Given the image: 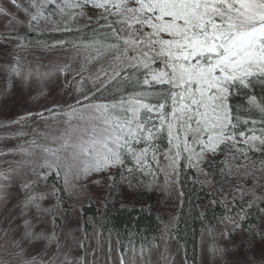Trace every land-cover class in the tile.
<instances>
[{"label": "snow or ice", "instance_id": "6c2138e0", "mask_svg": "<svg viewBox=\"0 0 264 264\" xmlns=\"http://www.w3.org/2000/svg\"><path fill=\"white\" fill-rule=\"evenodd\" d=\"M10 3L14 11L0 5L6 29L0 45L15 53L10 79L27 82L34 75L19 52L30 46L28 32L44 31L42 23L49 31L79 32L78 21L85 20L93 32L85 45L87 63L99 67L81 65L66 82L75 86L74 104L46 109L50 117L64 118L51 145L25 141L45 153L44 162L30 171H0V202L7 209L0 247L10 239L0 264H88L84 256H73L76 237L63 197L74 187L69 175L79 179L93 172H106L110 186L129 190L151 186L163 175L164 188H177L181 197L189 177L201 190L206 183L212 203L224 209L226 242L209 246L213 264H264V257L246 255L257 245L264 248V0ZM70 68L57 71L66 76ZM31 117L0 127L22 128ZM14 151L33 155L23 145ZM62 173L63 187L49 183ZM13 187L17 199L9 207ZM78 246L85 248L82 240ZM144 251L141 246V259Z\"/></svg>", "mask_w": 264, "mask_h": 264}, {"label": "trees", "instance_id": "16d2710c", "mask_svg": "<svg viewBox=\"0 0 264 264\" xmlns=\"http://www.w3.org/2000/svg\"><path fill=\"white\" fill-rule=\"evenodd\" d=\"M88 15L94 16L95 13L89 11ZM78 24L82 29L79 32L75 30L56 32L49 31V25L42 23L41 27L44 31L42 33L28 32L30 46L19 52L20 62L23 63L32 53L43 56L45 59L52 54L59 56L60 58L57 59L61 60L58 64L53 63V65H57L58 68L66 64L71 66L67 73L68 79L66 78L67 75L58 74L60 79L65 80L61 87L63 104L58 105L59 107L63 106V108L60 107L61 109L75 103V86L69 88L66 82L72 80L73 75L80 70L81 65H86L93 71L99 67L95 61L88 64L86 59L89 56V51L85 49V45L91 41L93 32L90 27L85 26V20H79ZM92 27H94V21ZM24 31L27 32V29ZM58 41H67L68 43L60 45L57 43ZM73 43L80 46L79 50L72 46ZM0 53L8 61V64H13L12 60H14L15 53L11 46H2ZM8 69L9 67L5 70L6 72L3 71L1 76L6 93L12 90L10 87H16V85L11 86ZM84 75L88 77L87 72ZM85 88L90 90L91 83L86 81ZM39 118L37 114H33L31 120L24 125L31 124ZM13 120L16 119H2L0 124L10 123ZM18 127L21 126L0 127V134ZM200 180L204 181L206 178L201 176ZM49 183L57 184L59 187L64 186L62 176L57 177L54 174L49 177ZM175 189L178 204L170 219L162 216V201L157 196L159 190L149 193L147 183L129 190L127 187L119 185L110 186L109 181L107 193L104 196L95 195L92 198L85 194L78 195L76 190L70 188L69 192L64 194L63 199L68 214L73 211L77 212L78 226L85 233H87L88 227L93 224L97 227L99 237L108 235L116 239L120 248H123L124 245H134L140 249L141 246L144 249L156 247L162 233L165 235L166 245L174 244L181 250L185 264H197L202 234L213 231L221 223L220 217L224 209L212 203L208 196L211 189L206 183L204 189L201 190L199 184L193 183L189 177L184 181L183 197L179 196L178 189ZM251 219L256 221L258 217L254 213Z\"/></svg>", "mask_w": 264, "mask_h": 264}, {"label": "rangeland", "instance_id": "374dc122", "mask_svg": "<svg viewBox=\"0 0 264 264\" xmlns=\"http://www.w3.org/2000/svg\"><path fill=\"white\" fill-rule=\"evenodd\" d=\"M19 3L24 4L25 0H18ZM0 5L8 8L10 11H14L10 0H0ZM23 18V14H20ZM4 18L0 16V32L5 31ZM0 45V51L2 50ZM59 56L48 55L41 57L36 53L29 54L27 60L21 64L25 70H30L34 73L32 78L27 82L21 81L16 77H11L10 87L6 93L4 84H2L1 76L3 71L11 66L5 57L0 53V120L2 119H18L25 116L27 113H47L44 114L45 118H39L31 124L24 125L22 128L18 127L12 130H6L0 134V152H8V155H0V171H4L11 166L12 168H22L25 171H30L32 166H39L44 162L45 153L36 147H29L25 141L36 140L40 144L48 143L51 145L52 140L58 135V128L61 121L64 119L62 116L50 117L46 109L53 108L54 106L62 105L63 98L61 95V87L65 80L60 79L58 75L57 65ZM60 58V57H59ZM14 63V60H12ZM46 62V63H45ZM52 63V64H51ZM57 67V68H56ZM38 70V75L36 74ZM45 73H52L45 76ZM68 79V75L66 76ZM63 108V106H60ZM23 132L25 135L18 136L17 133ZM23 145L25 149L33 153L32 156H22L14 150L18 146ZM48 159H53L51 156H47ZM26 161L29 163L20 164L18 162ZM34 162V165L33 163ZM108 173L106 172H93L87 176H80L79 179H75L72 175L68 176V180L74 185L78 195L85 194L91 198L95 195L104 196L107 193V187L109 185ZM63 178V173L61 174ZM201 179V176L199 177ZM163 175L159 177V180H153L151 186L149 185V193L154 190H159L158 198L161 199L162 216L170 219L174 215L175 208L178 204V196L176 195L175 187L165 189L163 184ZM72 191V190H71ZM18 189L16 187L8 189V195L11 197L9 207L15 203L17 199ZM7 209L4 207L3 202H0V220L3 219L4 213ZM77 212H71L67 216L68 225H70L72 231L75 234L76 241L73 247V256H84L88 264H121V256L125 264H185L183 254L181 250L175 247L174 244L166 245L165 235L161 233L157 246L153 248L145 249L143 259L140 256V248L134 247V245H124L123 248L119 247L118 241L108 235L99 237L97 227L91 224L88 227L87 233L83 232L81 227L78 226ZM225 227L224 223H219L213 231L205 232L202 234L197 264H213V259L210 256L208 249L213 244L223 245L226 241L221 234ZM59 231V229H58ZM83 241L85 248L82 250L79 248V241ZM10 244H4L0 247V256L4 255L6 249ZM133 248L135 251H133ZM95 252V256L93 253ZM246 255H254L256 260L259 261L264 257V248L257 245L251 253ZM64 257L61 255L60 260ZM235 259V257H233ZM60 264V261H57Z\"/></svg>", "mask_w": 264, "mask_h": 264}]
</instances>
